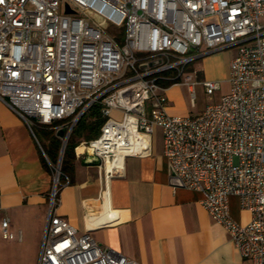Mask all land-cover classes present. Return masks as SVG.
<instances>
[{"label": "built area", "instance_id": "2783aa9c", "mask_svg": "<svg viewBox=\"0 0 264 264\" xmlns=\"http://www.w3.org/2000/svg\"><path fill=\"white\" fill-rule=\"evenodd\" d=\"M262 18L264 0H0V99L33 134V125L68 118L54 126L65 127L67 138L99 105L100 133L74 150L99 159L105 186L123 174L125 157L151 153L160 127L170 184L202 191V205L241 254L264 264ZM110 25L124 26L122 43ZM228 47L236 48L229 90L198 114L169 113L174 86L200 83L209 94L221 88L219 80H194L185 69ZM55 165L37 264H143L53 212L61 185ZM231 194L251 211L248 222L232 218ZM1 231L14 236L8 217Z\"/></svg>", "mask_w": 264, "mask_h": 264}, {"label": "crops", "instance_id": "0c3cea01", "mask_svg": "<svg viewBox=\"0 0 264 264\" xmlns=\"http://www.w3.org/2000/svg\"><path fill=\"white\" fill-rule=\"evenodd\" d=\"M204 60L210 72L207 78L214 79L211 59ZM168 95L171 98L169 90ZM168 105L169 113L186 115L170 100ZM155 131L151 153L125 157L123 174L109 178L106 186L99 159L74 150L67 173L61 176L53 212L78 232L89 230L102 247L143 264H252L202 205V191L170 184L163 136L157 143ZM41 153L45 152L35 133L0 99V227L2 218L8 217L10 229L18 230L12 231L17 245L2 252L19 256L24 233L37 219L34 258L28 264H37L53 187V172L43 164ZM229 205L234 220H250L251 211L241 208L237 194L230 195Z\"/></svg>", "mask_w": 264, "mask_h": 264}, {"label": "rangeland", "instance_id": "374dc122", "mask_svg": "<svg viewBox=\"0 0 264 264\" xmlns=\"http://www.w3.org/2000/svg\"><path fill=\"white\" fill-rule=\"evenodd\" d=\"M63 10V6H62ZM109 30L113 32L119 43H122L124 40L125 35V28L123 27H114L113 25L109 26ZM236 48L235 47H228L224 48L215 52H212L210 54H207L203 57H201L198 60H194L190 62L185 71H190L193 74L194 80H202V79H209L207 78L208 70L205 66V58H210L212 61V70L214 80H219L221 83V88L218 90H215L213 93L209 94L204 89L203 85L200 83H193L190 85H179L174 86L169 89V93L171 94L170 101L173 105L178 107V109L182 110L184 114L186 115H195L200 113L207 104L217 102L221 96L226 93L229 90V82L227 80L228 76V68L227 65L229 64L230 59L235 55ZM203 59V60H202ZM225 67V68H224ZM194 93V105L191 104V95ZM149 104L147 103V109L149 110ZM68 118L62 119L61 121H66ZM63 123V122H61ZM61 123L57 124L60 125ZM33 131L35 133L36 139L43 146H47V140L45 138L44 132L37 126H32ZM55 129V128H54ZM53 129V130H54ZM155 141L159 144H161L162 140V131L160 127L155 128ZM71 133V132H70ZM86 132L80 136L76 137L78 140H84L86 138ZM61 138V137H60ZM61 141H63V137L61 138ZM41 145V146H42ZM57 164V163H55ZM54 164V165H55ZM56 166V165H55ZM56 170L53 168V175H55ZM61 175V174H59ZM57 184H59L57 182ZM55 199V198H54ZM49 208L46 210V215L44 218V224H43V232H44V226L46 222V218L48 215ZM39 221L37 219H34L31 221V224H29L28 232L27 230L24 233V240L22 241L21 249L18 251L19 256L9 257L2 251L6 252L8 247L15 246L16 243V237L15 238H5L2 235L1 227H0V264H14L16 260H20L21 264H28L31 263V260L34 258V250L36 247V234L38 230ZM18 229V228H17ZM11 231H13L15 234L18 230L15 228H11ZM16 231V232H15ZM43 232H41V238L39 241V247L42 242Z\"/></svg>", "mask_w": 264, "mask_h": 264}, {"label": "trees", "instance_id": "16d2710c", "mask_svg": "<svg viewBox=\"0 0 264 264\" xmlns=\"http://www.w3.org/2000/svg\"><path fill=\"white\" fill-rule=\"evenodd\" d=\"M64 122L61 120L54 121L52 124H39L37 125L45 135L47 140V146H43L42 150L45 152L47 158L41 153L43 164L53 172L52 164L57 163L59 157V151L61 147V138L57 136V130L54 126ZM104 122V118L100 112V106L94 105L88 111L84 112L76 121L71 133L67 138L66 145L64 147L63 155L60 163V180L63 173H67L69 168V158L74 154V147L80 142L76 137L82 136L86 132V138L84 140L92 139L100 133L101 125ZM54 129V130H53ZM82 141V140H81Z\"/></svg>", "mask_w": 264, "mask_h": 264}, {"label": "water", "instance_id": "95a60500", "mask_svg": "<svg viewBox=\"0 0 264 264\" xmlns=\"http://www.w3.org/2000/svg\"><path fill=\"white\" fill-rule=\"evenodd\" d=\"M57 136L59 137H63V141L61 143V147H60V151H59V157H58V163L60 164L61 163V158H62V155H63V151H64V147L66 145V142H67V137H66V133H65V127H62L60 128L58 131H57Z\"/></svg>", "mask_w": 264, "mask_h": 264}]
</instances>
